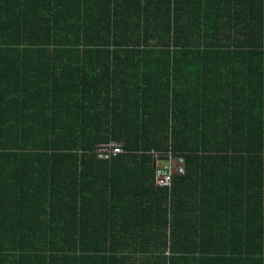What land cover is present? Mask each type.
Returning <instances> with one entry per match:
<instances>
[{"label":"trees","instance_id":"1","mask_svg":"<svg viewBox=\"0 0 264 264\" xmlns=\"http://www.w3.org/2000/svg\"><path fill=\"white\" fill-rule=\"evenodd\" d=\"M0 264H264V0H0Z\"/></svg>","mask_w":264,"mask_h":264},{"label":"built area","instance_id":"2","mask_svg":"<svg viewBox=\"0 0 264 264\" xmlns=\"http://www.w3.org/2000/svg\"><path fill=\"white\" fill-rule=\"evenodd\" d=\"M97 158L101 160H109L123 153L120 143L111 142L108 144H100L96 150ZM183 159L178 161L171 160L167 164L159 163L154 171V185L157 187L169 188L172 183L173 175L183 174Z\"/></svg>","mask_w":264,"mask_h":264}]
</instances>
